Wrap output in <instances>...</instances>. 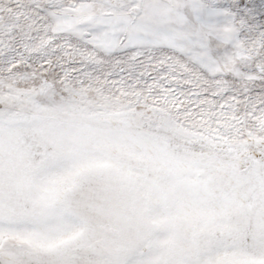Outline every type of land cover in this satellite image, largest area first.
Masks as SVG:
<instances>
[{
  "label": "snow or ice",
  "instance_id": "obj_1",
  "mask_svg": "<svg viewBox=\"0 0 264 264\" xmlns=\"http://www.w3.org/2000/svg\"><path fill=\"white\" fill-rule=\"evenodd\" d=\"M0 264H264V0H0Z\"/></svg>",
  "mask_w": 264,
  "mask_h": 264
}]
</instances>
